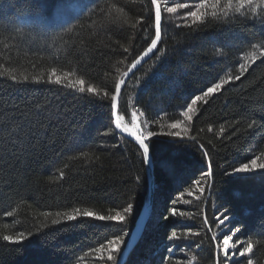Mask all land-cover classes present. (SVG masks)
Listing matches in <instances>:
<instances>
[{"label": "trees", "instance_id": "trees-1", "mask_svg": "<svg viewBox=\"0 0 264 264\" xmlns=\"http://www.w3.org/2000/svg\"><path fill=\"white\" fill-rule=\"evenodd\" d=\"M186 11L162 13L160 42L118 105L129 127L135 113L141 131L156 133L147 139L151 214L124 264H224L214 238L237 227L242 244H254L253 264H264V236L255 235L264 232V170L233 171L264 152V57L251 47L264 43V18L209 16L193 25ZM154 36L151 0H0V237H28L20 244L0 239V264H111L106 251L94 249L127 232L123 251L149 184L140 148L115 130L110 96ZM53 67L74 72L99 94L47 83ZM229 77L197 102L184 121L187 134L169 127L184 120L180 113L196 95ZM129 203L124 224L56 215L73 208L107 215ZM224 214L230 219L221 225ZM232 254L228 264H247L248 257Z\"/></svg>", "mask_w": 264, "mask_h": 264}, {"label": "snow or ice", "instance_id": "snow-or-ice-1", "mask_svg": "<svg viewBox=\"0 0 264 264\" xmlns=\"http://www.w3.org/2000/svg\"><path fill=\"white\" fill-rule=\"evenodd\" d=\"M151 4L155 9V38L151 40V44L144 52V55H147L149 52H152L153 49L157 47V43L161 38V22H162V13L164 11L170 14H178V10L186 9V15L183 17L185 22L187 23L188 18H191V23L193 25L203 22L209 16L212 18H222L228 17L230 14L233 16H242L245 19L249 18V14L252 17H262L264 18V0H180V2L174 3V6H167L168 0H165V6L162 8L161 0H151ZM210 9V11H209ZM140 23V21H137ZM261 25L264 26V19L261 20ZM135 27L136 25H132ZM254 49H260V56L264 57V43H254L251 45ZM249 58L255 61L256 57L254 55L249 54ZM140 60L137 59L133 63V67L136 63H139ZM246 70L245 66L241 64V74ZM0 75H5V73L0 72ZM126 75V74H124ZM10 79L13 81H17V77L15 75H10ZM23 81H27L28 77L23 76L21 78ZM231 77L228 79H221L218 83H213L210 87H207L206 91H203L202 95H196L194 99L191 100V103L187 104V109L181 111L180 115L184 117V120L177 119L175 123L169 125L170 128L181 129L185 134L188 132V128L184 127V121H191L192 117L195 115L197 111V102L205 100L207 97L213 95V93L218 92L221 87L228 83ZM235 79H240V76H236ZM32 80L36 83H40L42 81V76L32 77ZM47 83L63 85L65 88L72 89L79 93H89L92 95H98L100 89L94 87L91 84H87L83 78L76 77L74 72H63L62 74L58 72V69L53 67L49 70L47 74ZM125 83L123 79H116L115 81V91L111 94V115L114 118L113 123L117 129H120L122 132L128 133L130 136L135 138V141L139 144V147L143 150L144 163L149 162L150 156V147L149 144L146 143V140L156 133L148 131L144 132L140 130L139 125L136 123V114L133 113L132 120L133 124L129 127L124 123L125 116L119 114L118 112V101L121 93V86ZM109 92H104V98H108ZM251 127V125H250ZM211 131V129H209ZM223 131V129H221ZM168 135L177 136L181 135L180 132H169ZM205 157H207V152L204 153ZM257 169L264 170V152H261L259 156L250 159L247 163H241L238 168L233 169L235 173H253ZM206 178L211 177V166L209 165V170L203 174ZM199 185L200 182L196 181ZM201 193L203 192V186L200 187ZM191 195V192L189 193ZM199 199V197H196ZM133 210V205L129 203L127 207H124L122 210H109L107 215H103L99 212L93 211L90 208H73L71 211L57 213V217H62L66 221L76 220L78 217H91L100 221H115L120 224H124L127 222V217L131 215ZM227 212V210H226ZM114 213V214H113ZM177 214V210H172V215L175 216ZM5 215L11 216L12 213L8 212ZM45 216L48 213L44 214ZM184 215V213H181ZM230 219L229 215L224 214L223 218L220 219V224L223 225L225 221ZM53 224H59L60 219H53ZM207 223V221H205ZM242 229L237 227L233 231L229 229L228 232L223 234L222 241L220 237L217 236L214 239L217 241V249L222 252L225 256L224 264H228L229 254L233 252H238L241 257H248L247 264H253V259L250 254L254 252V244L251 242V239H248L246 246L242 244L239 239V233H241ZM231 233V234H229ZM31 235V233H29ZM127 232H124L120 235H115L112 239H108L106 244H101L99 247L95 248L94 251L98 253L107 252V261H110L111 264H118L117 254L122 251V245L125 243V236ZM252 233H249L251 236ZM255 235L264 236V232H256ZM176 233L173 232L170 238H175ZM27 236L20 232L19 234L13 235H3L0 239L7 241L12 244H20L22 241L27 240ZM239 246V247H238ZM238 264V262H237Z\"/></svg>", "mask_w": 264, "mask_h": 264}, {"label": "water", "instance_id": "water-1", "mask_svg": "<svg viewBox=\"0 0 264 264\" xmlns=\"http://www.w3.org/2000/svg\"><path fill=\"white\" fill-rule=\"evenodd\" d=\"M154 15H155V9H154ZM154 38H155V36H154ZM159 42H160V40L158 41L157 45L159 44ZM155 49H153V51L149 52L147 55H144V52L146 51L145 50L143 52V54L138 58L140 60V62L136 63L134 67L132 64L130 66V68L127 70V72L125 73L126 75H124L122 78L125 81V83L121 86L120 97H121L123 88H124L125 84L127 83V81L129 80V78L151 58L152 53L154 52ZM120 97H119V101H120ZM119 101H118V105H119ZM114 127H115V124H114ZM115 130L121 136H123L124 138H126L127 140L131 141L132 143L136 144L139 147V144L135 141L134 137L130 136L128 133L122 132L120 129H117L116 127H115ZM146 143H147V140H146ZM140 150L143 154V150L141 148H140ZM146 172H147L148 184H149V200H148L147 206L143 209V211L141 212L137 222L135 223L134 229L132 230V232H131V234H130V236H129L126 244H125V247H124L122 253L120 254V257L118 259V264H124L127 261L129 254L132 252L134 247L137 245V243L140 239V236H141V234H142V232L146 226L148 217L151 214L152 198H153V193H154L153 163H152L151 155L149 156V162L146 164Z\"/></svg>", "mask_w": 264, "mask_h": 264}, {"label": "rangeland", "instance_id": "rangeland-1", "mask_svg": "<svg viewBox=\"0 0 264 264\" xmlns=\"http://www.w3.org/2000/svg\"><path fill=\"white\" fill-rule=\"evenodd\" d=\"M222 233V232H221ZM224 255V254H223ZM234 257V254H232V253H230L229 254V258H233ZM224 258H225V256H224Z\"/></svg>", "mask_w": 264, "mask_h": 264}]
</instances>
